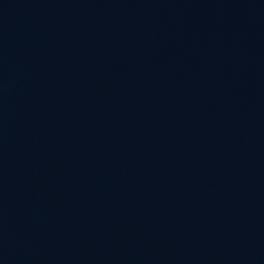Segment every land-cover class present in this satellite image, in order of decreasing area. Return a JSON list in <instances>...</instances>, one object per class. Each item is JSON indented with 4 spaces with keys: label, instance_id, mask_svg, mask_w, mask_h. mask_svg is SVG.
Listing matches in <instances>:
<instances>
[{
    "label": "water",
    "instance_id": "1",
    "mask_svg": "<svg viewBox=\"0 0 264 264\" xmlns=\"http://www.w3.org/2000/svg\"><path fill=\"white\" fill-rule=\"evenodd\" d=\"M0 264H264V0H0Z\"/></svg>",
    "mask_w": 264,
    "mask_h": 264
}]
</instances>
